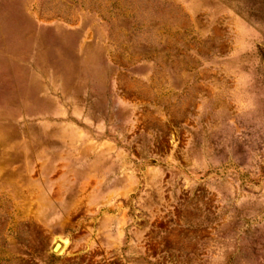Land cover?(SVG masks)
<instances>
[{"label":"rangeland","instance_id":"obj_1","mask_svg":"<svg viewBox=\"0 0 264 264\" xmlns=\"http://www.w3.org/2000/svg\"><path fill=\"white\" fill-rule=\"evenodd\" d=\"M0 264H264V0H0Z\"/></svg>","mask_w":264,"mask_h":264},{"label":"water","instance_id":"obj_2","mask_svg":"<svg viewBox=\"0 0 264 264\" xmlns=\"http://www.w3.org/2000/svg\"><path fill=\"white\" fill-rule=\"evenodd\" d=\"M59 245H60V244H56V245L53 247L52 251H53L54 253L58 252L59 247H60Z\"/></svg>","mask_w":264,"mask_h":264}]
</instances>
